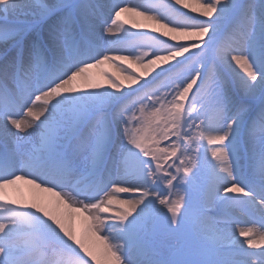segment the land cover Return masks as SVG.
Listing matches in <instances>:
<instances>
[{
  "label": "snow or ice",
  "instance_id": "6c2138e0",
  "mask_svg": "<svg viewBox=\"0 0 264 264\" xmlns=\"http://www.w3.org/2000/svg\"><path fill=\"white\" fill-rule=\"evenodd\" d=\"M0 264H264V0H0Z\"/></svg>",
  "mask_w": 264,
  "mask_h": 264
},
{
  "label": "bare ground",
  "instance_id": "6f19581e",
  "mask_svg": "<svg viewBox=\"0 0 264 264\" xmlns=\"http://www.w3.org/2000/svg\"><path fill=\"white\" fill-rule=\"evenodd\" d=\"M190 2H191V0H190ZM128 26H130V24ZM119 63H124L125 66H129V63L128 62H119ZM130 67H131L132 70L136 71L137 73H141L142 74V72H143V69H141L139 65H134L133 64V65H130ZM104 71H108L110 74H112L114 76H118L121 79H123V75L119 72V70L116 69L114 66H112L110 64H108V67L106 69H104ZM97 78L102 83V76L97 75ZM20 190L23 192V194L25 196H28V197H31V195L33 194L32 193V190L30 189V186H28V185L21 184L20 185ZM77 223L79 224V221Z\"/></svg>",
  "mask_w": 264,
  "mask_h": 264
},
{
  "label": "rangeland",
  "instance_id": "374dc122",
  "mask_svg": "<svg viewBox=\"0 0 264 264\" xmlns=\"http://www.w3.org/2000/svg\"><path fill=\"white\" fill-rule=\"evenodd\" d=\"M108 67V64H106V65H104V66H102L100 69H94L93 71L97 74V75H99L102 71H104V69H106ZM102 83H104V85H106L107 86V81L102 77Z\"/></svg>",
  "mask_w": 264,
  "mask_h": 264
}]
</instances>
